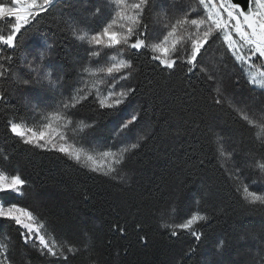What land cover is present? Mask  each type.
Returning a JSON list of instances; mask_svg holds the SVG:
<instances>
[{
    "label": "trees",
    "instance_id": "16d2710c",
    "mask_svg": "<svg viewBox=\"0 0 264 264\" xmlns=\"http://www.w3.org/2000/svg\"><path fill=\"white\" fill-rule=\"evenodd\" d=\"M156 1L145 12L144 23L150 28L160 9H170ZM53 2L18 34L23 46L18 53L0 50V64L7 69L15 61L18 69L11 78L0 77V92L6 96L0 99V169L27 181L25 196L0 193V201L41 214L55 229L49 239L80 247L87 233L90 251L68 254L66 264H264V207L248 204L242 190L248 184L250 190L264 194V173L254 166L264 155L254 139L258 128L251 129L227 104L216 105L215 85L202 75L189 74L180 66L162 70L151 52L133 50L125 56L133 68L123 83L135 92L121 111L99 109L94 97L77 106L75 120L95 119L90 134L101 135L113 121L138 114L133 130L144 139L122 169L125 182L92 172L58 151L25 144L10 132V119L31 124L32 107L20 86L21 80L32 77L25 68L28 61L44 53L45 67L59 70L66 82L87 61L85 44L65 29L64 21H76L92 33L112 19L110 0ZM9 28L8 21L0 20V32L6 34ZM7 55L13 61H4ZM106 59L101 55L92 62ZM203 60L208 67L223 61L225 95L246 99L259 116L264 90L250 83L245 67L226 51V45L211 43ZM210 126L224 138L231 157L218 155L214 138L209 139ZM197 211L208 217L194 226L202 233L199 240L186 231L172 236L161 226L183 222ZM0 254L10 264H53V258L25 244L17 226L4 219H0Z\"/></svg>",
    "mask_w": 264,
    "mask_h": 264
},
{
    "label": "snow or ice",
    "instance_id": "6c2138e0",
    "mask_svg": "<svg viewBox=\"0 0 264 264\" xmlns=\"http://www.w3.org/2000/svg\"><path fill=\"white\" fill-rule=\"evenodd\" d=\"M198 2L203 7L205 13L203 16L189 19L188 14L185 13L174 23L163 25L160 30L150 28L144 23L145 12L150 10L153 0H136L131 4L128 0H111L112 19L101 31L90 33L89 29L80 27L76 21H64L65 29L78 41L89 46L86 51L90 61L101 55L110 61L107 67L94 68L92 63L85 64L81 68V82H84L85 74L96 76L98 73H104L111 83L102 92L98 85L107 81L103 79L97 81V84L93 86L96 88L94 102L99 109L118 114L130 95L135 92V89L123 87L117 91V79H129L133 68L132 60L126 59L125 56L130 57L133 50L138 54L151 52L152 60L158 62L162 70L175 71L178 66L184 67L189 74L202 75L207 82L214 84L213 92L216 94L214 103L227 104L251 129L259 128L261 132L255 133L254 139L264 150V134H261L264 133V106L259 109V116H256L246 99L226 96L223 61L208 67L204 65L203 60V54L208 51L211 43L221 41L226 45V51L231 53L241 67L247 65L252 69L264 68V0H198ZM52 6L53 0L0 2V20L8 21L10 25L6 34L0 32V50L7 49L18 53L23 47L18 42V34L22 29L26 30V26L31 25L41 13H46ZM117 25L119 30H114ZM101 50H111L113 55L108 56L107 51ZM3 59L6 62L13 61L11 55L4 56ZM44 59L45 54L40 53L27 62L25 68L30 70L27 74L32 76L34 72L35 75L31 79L21 80L20 86L28 91L37 89L38 103L32 106L35 109L34 116L41 112V105L45 110L51 109V111H45L43 115L45 122L37 127L30 126L23 120H8L7 126L10 132L25 144L58 151L77 163L87 166L92 172L113 181L125 182L122 169L126 165L127 158L134 155V150L139 148L140 141L144 137L138 135L136 142L129 143H125L118 137L132 133L134 125L138 122V114L131 113L130 118L122 119L118 123L112 137L114 143L106 146L103 151L94 154L70 143L66 130L77 124L81 140L84 143L95 144V141L88 139L87 136V133L95 128V119L90 117L91 122L83 120L77 122L74 119L79 115L76 111L77 106L82 105V102L92 95V91L89 89L85 95H79L82 89H74L68 96H65L63 91L57 92L61 85L58 80L52 78L53 73L42 63ZM254 60L259 63H254ZM122 70L125 74L117 78L116 74L122 73ZM17 71L15 61L7 69L4 64H0V77L11 78ZM249 76L251 84L264 90V71L250 72ZM48 92L56 93L60 99L54 104L50 103L51 98ZM0 99H6L2 92H0ZM236 105H242V107ZM208 134L210 141L214 138L220 157L232 156V152L226 148L224 138L216 133L213 127H209ZM254 166L264 173V155L255 161ZM26 187L27 181L20 174H8L0 169V193L12 192L23 197L26 195ZM250 188L251 185L248 184L243 186L244 200L252 206L264 207V194H258V191L250 190ZM261 189L264 190V186H261ZM237 191H240L239 187ZM166 212L167 210L161 212V219ZM0 219L14 223L25 244L36 249L42 256L53 258V264H66L68 254L75 255L90 251L87 233L84 234L80 247L68 241L48 239L55 229L50 228L49 222L29 207L17 203L5 204L0 201ZM207 219L206 215H201L197 211L183 222L163 223L161 226L168 229L172 236L186 231L199 240L202 233L196 232L194 226L198 221ZM0 264L3 262L0 261Z\"/></svg>",
    "mask_w": 264,
    "mask_h": 264
},
{
    "label": "rangeland",
    "instance_id": "374dc122",
    "mask_svg": "<svg viewBox=\"0 0 264 264\" xmlns=\"http://www.w3.org/2000/svg\"><path fill=\"white\" fill-rule=\"evenodd\" d=\"M1 2L2 3H8V0H2ZM110 2H111V0H110ZM135 2H136V0H128L129 4L135 3ZM156 2H158L160 4L161 8L164 4H166V5L169 4V7H170L169 10L166 8H162L158 11V14H157V16L154 20V23H153V28L156 30H160L163 25H166L168 23H174L176 19H178L180 16H182L185 13L188 14L189 19L198 18L199 16H203L205 14L203 7L201 5H199L198 0H157ZM85 47L88 48L89 46L85 44ZM92 50H95V49H92ZM111 55H113V52L109 56H111ZM92 61H94V60H92ZM92 61L89 60V56H88L87 61L75 70L76 71L75 77L73 78V80L71 82H66L59 70H55L54 67L52 68V66L46 67L48 70H50L53 73L52 78L54 80H58L60 85H61V87L57 90V92L63 91L64 95L68 96L71 94L72 90L82 89V91L79 93V95H85L88 92V90L91 89L92 95H90L89 97H95L96 88L93 86L97 84V81L102 80V79L106 80L107 83H101L98 85V87L101 89L102 92L105 91L108 84L111 83V80L108 79V77H106L104 73H98L96 76H90V75L85 74L83 77L84 82L83 83L81 82V68L85 64L92 63V66L94 68H96V67H107L110 63V61L108 59H106L105 62L101 61L98 63H95ZM244 67L246 70V76L248 77L249 81H250V76H249L250 72L255 73V72L264 71L263 68L252 69L247 65H245ZM34 75H35V73L33 72L32 76H34ZM116 75L118 78L119 75H121V74L119 73ZM31 78L32 77H30V78L28 77L25 79H31ZM123 82H124L123 80L117 79V85H118L117 91H119L120 87L125 88ZM257 87H259V86H257ZM65 89H67V91H65ZM36 91H37L36 88H33L31 91H28L25 89V92H24L25 94L22 95L24 98L28 97L29 100L26 99V101L30 103L31 107L38 103V99L36 97ZM27 92L30 95H27ZM105 94H106V92H105ZM48 96L51 98L49 102L53 103V104L60 99V96L54 92H48ZM45 111H51V109L45 110L43 105H41V112L34 116L33 113L35 112V109L32 107V118H31V124L30 125L33 127H37L40 124L44 123L45 121L43 120V115H44ZM122 119H126V117H122L118 121H113L112 123H110V126L106 129V131L108 132L107 135H106V131H105V133H103L101 135L93 134V133L90 134L88 132L87 133L88 139L94 140L95 144L84 143L81 140V134L79 133L77 124H74L71 128L67 129L66 135L68 136L70 143H74L77 147H83L85 151H91L95 154V153H98L100 151H103L106 146L112 145L114 143L112 137L115 134V130H116L118 123L121 122ZM76 121L78 122L81 120H76ZM73 129H75V131ZM61 131H65V130L61 129ZM258 132L259 133L261 132V130L259 128H258ZM108 134L110 135L109 141H108L109 143H107L105 141V139L108 138ZM261 134H264V133H261ZM138 135L142 136L141 133L133 130L132 133L125 134V136L118 137V139L124 140L125 143L136 142V137ZM85 167H87V166H85ZM258 194H263V193H258ZM1 248L4 249V246L3 247L1 246ZM0 261H2L3 264H10L9 261L4 260L3 256H1V254H0Z\"/></svg>",
    "mask_w": 264,
    "mask_h": 264
}]
</instances>
